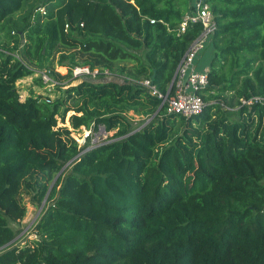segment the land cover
<instances>
[{"label":"trees","instance_id":"16d2710c","mask_svg":"<svg viewBox=\"0 0 264 264\" xmlns=\"http://www.w3.org/2000/svg\"><path fill=\"white\" fill-rule=\"evenodd\" d=\"M24 1L0 0V264H264V100L240 103L264 97V0H205L216 26L189 116L135 80L167 92L202 29L180 30L191 0H37L9 30ZM39 70L54 95L20 98ZM99 125L92 146L72 135ZM27 202L40 210L18 237Z\"/></svg>","mask_w":264,"mask_h":264},{"label":"built area","instance_id":"2783aa9c","mask_svg":"<svg viewBox=\"0 0 264 264\" xmlns=\"http://www.w3.org/2000/svg\"><path fill=\"white\" fill-rule=\"evenodd\" d=\"M34 10L42 11V6H37ZM153 21V19H151ZM188 21H199L202 25L200 33L192 39L189 46L180 58L174 75L171 79L169 88L166 93L160 92L149 77H142L135 80L140 85L146 87L151 93L160 98V105L165 108L168 113H177L184 116H189L198 112L204 103L200 94V89L208 82L207 71L196 67L195 58L203 47L207 37L213 32L215 28V21L210 12L208 4L205 0H197L195 9L188 11L180 23V30H184ZM66 27V24H65ZM105 72L106 70L103 69ZM97 72L96 68L89 69L87 65H74L71 69L72 75L90 74L94 75ZM44 83H52L48 75L39 70ZM264 97L260 95H252L249 98H241L240 103L262 102ZM83 139L96 131L84 128ZM97 130H103L102 126H98ZM98 142V141H97ZM91 142L89 137V146L96 144Z\"/></svg>","mask_w":264,"mask_h":264},{"label":"rangeland","instance_id":"374dc122","mask_svg":"<svg viewBox=\"0 0 264 264\" xmlns=\"http://www.w3.org/2000/svg\"><path fill=\"white\" fill-rule=\"evenodd\" d=\"M37 0H25L23 6L10 16L4 19L3 23L9 27V30L13 29L14 31L16 29H19V27L22 24V19L25 17L27 12L33 8L36 4ZM210 36V35H209ZM209 36L207 39H209ZM206 39L204 43V48L200 49V52L197 57V62L199 63L200 66H206L208 64V56L209 52L207 50V46L209 41ZM65 47H61V50L63 51ZM55 69L59 71H64L65 66H61L58 64H55ZM37 71L33 72L32 74L25 75L19 79L16 80V87L18 88L19 92V97L23 98L29 91H32L34 93L40 94L42 96H48L51 97L54 95V90L52 83H38L35 79L37 78ZM56 92V91H55ZM232 117H235L234 113H231ZM84 127H80V129L72 131V135L76 138L78 143L83 142V134H84ZM107 133L104 130H96L94 131L91 136H90V141L91 142H97L106 137ZM26 199V197H25ZM26 212L21 219V230L17 234L19 237L20 234H27V232L30 230L32 223L34 222L35 218L37 217L39 211L38 208L39 206L37 205H32L30 203H26ZM27 237H31L30 234H27Z\"/></svg>","mask_w":264,"mask_h":264},{"label":"crops","instance_id":"0c3cea01","mask_svg":"<svg viewBox=\"0 0 264 264\" xmlns=\"http://www.w3.org/2000/svg\"><path fill=\"white\" fill-rule=\"evenodd\" d=\"M197 0H191V5H190V10L189 11H193L195 9V5H196ZM197 66V65H196ZM206 66H200L198 63L197 68L199 69H205Z\"/></svg>","mask_w":264,"mask_h":264},{"label":"water","instance_id":"95a60500","mask_svg":"<svg viewBox=\"0 0 264 264\" xmlns=\"http://www.w3.org/2000/svg\"><path fill=\"white\" fill-rule=\"evenodd\" d=\"M161 106V105H160ZM40 210V207L38 208V211ZM31 236L33 235V233L30 234Z\"/></svg>","mask_w":264,"mask_h":264}]
</instances>
